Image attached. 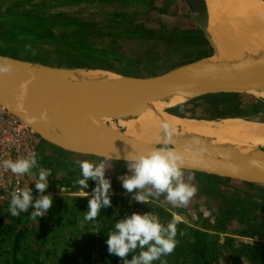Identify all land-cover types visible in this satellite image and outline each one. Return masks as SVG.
Listing matches in <instances>:
<instances>
[{
	"label": "water",
	"instance_id": "1",
	"mask_svg": "<svg viewBox=\"0 0 264 264\" xmlns=\"http://www.w3.org/2000/svg\"><path fill=\"white\" fill-rule=\"evenodd\" d=\"M177 1L213 46L212 54L147 76L54 66L0 54V105L30 127L41 142L68 153L124 162L128 153H148L168 141V146L183 154L184 171L264 186V147L220 141L180 124L171 126L162 116L188 118L169 110L212 94L264 97V48L256 53L244 50L235 57L230 55L232 44L223 45L222 56L216 55L217 41L201 1ZM246 39L238 41L243 44ZM173 99L176 102L171 104ZM150 108L161 123L156 139L145 141L129 134L122 123L141 118Z\"/></svg>",
	"mask_w": 264,
	"mask_h": 264
},
{
	"label": "rangeland",
	"instance_id": "2",
	"mask_svg": "<svg viewBox=\"0 0 264 264\" xmlns=\"http://www.w3.org/2000/svg\"><path fill=\"white\" fill-rule=\"evenodd\" d=\"M138 1L140 4H137ZM15 12H23V15L29 13L39 21L36 24L22 22V25L21 21L18 23L20 26H29L31 37L18 38L13 31L14 23L7 27L8 34L0 32V54L43 64L63 67H93L126 75L147 76L163 73L178 65L213 53V46L200 34L186 10L177 0H135V2L123 0H0V17L2 15L10 16ZM10 21L7 19L5 22ZM80 21H85L96 27H92L85 37H78L72 33H67L63 37L58 36L60 30L70 32L74 29L66 24ZM239 22L241 21L231 23L232 29L243 31L241 30L242 24ZM130 30L136 31V35L131 38L125 35L126 38H123L122 35ZM23 31L26 33L20 32L21 35L28 34L26 30ZM49 32H52L53 35ZM104 50H109V55L103 54ZM233 98L245 100V102L237 108L229 107V105L221 108L212 106L213 114L210 106L189 105L185 108V112L199 117H208L211 114L224 115L232 112L245 116V119L253 122L264 118V114L258 112L259 108L254 98L248 96ZM214 121L216 122V124L212 122L214 125L222 122L220 119ZM45 147L44 149L42 147L38 157L43 160V152L52 159L57 157L58 162L55 165L58 170L57 177L66 174L65 165L71 168L73 164L78 167L76 164L78 160H101L66 152L59 153L52 147L47 146L48 149ZM106 167V176L112 181V196L119 197L121 201L126 196L132 197L133 194L126 193L122 187L121 177L126 174L130 175L125 162L109 160ZM33 172L36 173L37 170H33ZM184 175L186 182L197 188L196 194L187 205L174 207L166 201L163 195L158 199H151L150 202L167 209L173 214V217L178 216L180 221L192 226H199L198 222L204 221L202 218L222 216L228 212L229 207L232 206L230 193H224L220 190L221 188H215L205 183L196 172L184 171ZM188 177L192 179L188 180ZM228 185L253 194L259 200H264V187L263 189L262 187L254 188L238 181H230ZM49 193L53 195V204L45 216L31 219L32 209L27 212L26 220H29L27 222L31 229V239L46 232V229H54L52 232L54 235L60 234L62 229L58 224L54 226L53 222L60 217L61 206L69 196L80 197V192L71 194L67 189L60 188L58 185H54ZM241 197L235 200L237 207L233 210L234 218L240 224L254 226L264 231V204L258 202V199L249 201V199ZM73 204L79 207L86 204V201ZM0 212L5 214L7 210L1 209ZM77 218L81 225L70 228V231L76 232L78 236V240H74L72 245L77 244L78 241V243H83V240H90V235L94 234L91 225H84V222L88 221L84 220L82 214H79ZM232 224V230L242 227L237 223ZM67 236L71 237L70 234ZM224 236L222 234L221 238ZM258 240L264 241V237H259ZM89 244H93V242L89 241ZM83 245L87 246L85 242ZM243 264L246 263L243 262Z\"/></svg>",
	"mask_w": 264,
	"mask_h": 264
},
{
	"label": "trees",
	"instance_id": "3",
	"mask_svg": "<svg viewBox=\"0 0 264 264\" xmlns=\"http://www.w3.org/2000/svg\"><path fill=\"white\" fill-rule=\"evenodd\" d=\"M123 1L133 2V0ZM23 14V12H15L10 16L2 15L0 17V32L8 34L9 30L7 27L14 23L13 31L17 34L18 38L31 37L32 33L29 32V26H20L18 23L21 21V24L22 22L36 24L39 20L29 13ZM7 19L11 21L5 22ZM58 19L57 21H59ZM72 23L73 24L69 23L66 25L74 27L73 30H70V32L60 30L58 31V36L63 37L67 33H72L78 37H85L92 27H96L85 21ZM23 30H26L28 34L21 35L20 32L26 33ZM49 33L53 35L52 32ZM136 33V31L130 30L122 36L126 38L125 35H128L127 37L131 38L135 36ZM104 51L103 54L109 55V50ZM239 95L240 94L226 93L212 94L196 100L208 97H236ZM186 106L187 104H184L170 109L169 113L194 119L215 120L221 117L226 118V116L222 114L212 115L214 113L212 106H210V108L212 110L211 116L213 117L193 116L185 112ZM227 117L245 116L233 113ZM41 145L43 149L45 146H48L52 147L56 152H65L45 141H43ZM56 158L52 159V157L43 152V160L39 159L38 161L40 167L51 169L52 172L48 177L50 185L46 193H49L54 185L67 189L68 193L71 194L81 192L79 187L75 184L76 179L80 176L79 167L73 164L74 167L72 165L71 168H68L65 165L66 174L57 177L56 173L58 174V170H56L55 165H57L56 162L58 161ZM196 174H198L205 183L215 188H221L220 190L224 191V193H230V204H232V206L229 207L230 209L228 212L222 216H208L206 219L202 218L204 221H199V226H192L180 221L177 225V246L170 255L164 256L161 259L165 261L166 264H243V262L246 264H264V241L258 240L259 237H264V231L254 226L240 224L233 216V210L237 207L235 205V200L242 198L241 196L244 197L243 199H249V201L258 198L241 189L229 186L228 182L234 181L232 179L199 172H196ZM245 184L254 188L262 187L263 189L264 187L263 185L253 183ZM89 185L88 191L91 193L92 188L96 185V181L90 180ZM89 199L90 196L85 198L69 196L59 210L60 217L53 222L54 226L58 224L60 229H62L60 234L54 235L52 234L54 229L45 228L46 232H43L41 235H36L32 239L30 236L31 229L27 222L28 219L26 220L27 212L20 213L17 216H12L9 210H7L5 214L0 212V264H123L121 258L108 253L106 244L107 232L113 228L118 219L133 212L145 213L150 211L152 214L157 215L163 224H167L173 218L171 212L154 202H149V204L137 203L129 196H126L123 198V201H121L119 197L112 196L111 206L101 209L100 215L95 221L84 222L85 226H92L94 234L90 235V240H83V243H78V241L77 244L72 245L74 240H78V236L76 232L70 231V228L81 225L77 216L79 214L85 216ZM85 201L86 204L80 205L79 207L73 204L74 202ZM258 202L264 204L263 199H258ZM232 223H237L242 227L237 230H232ZM54 226L52 227L54 228ZM68 234L71 235L70 238L67 236ZM222 234L225 235L224 238H221ZM89 241L93 242V244H89ZM84 242L87 246L83 245ZM128 259H131V253L128 255ZM155 264H161V262L156 261Z\"/></svg>",
	"mask_w": 264,
	"mask_h": 264
},
{
	"label": "clouds",
	"instance_id": "4",
	"mask_svg": "<svg viewBox=\"0 0 264 264\" xmlns=\"http://www.w3.org/2000/svg\"><path fill=\"white\" fill-rule=\"evenodd\" d=\"M166 132L169 125H163ZM169 140L171 133L168 132ZM120 158V157H119ZM110 157L97 160H78L80 176L75 184L81 190L80 197H89L84 220L95 221L101 209L112 204V181L106 176ZM38 153L0 161L5 170L16 176L36 175L35 189L39 196L34 197L31 187H16L11 192L9 212L12 216L29 212L31 219L41 218L48 213L53 204V195L46 193L50 183L48 177L51 169L40 167ZM130 175L121 177L122 187L126 193H132L131 199L137 203L149 204L151 199L165 196L174 207L187 205L196 194L195 185L186 182L184 175V156L175 148L168 146V141L148 153L130 154L124 157ZM33 170H37L36 173ZM188 177V180H191ZM96 181L91 193L89 181ZM178 216L163 224L157 215L150 212H133L117 220L107 232V251L123 260V264H155L161 258L170 255L177 246ZM96 232V231H94ZM131 253V259L128 255Z\"/></svg>",
	"mask_w": 264,
	"mask_h": 264
},
{
	"label": "bare ground",
	"instance_id": "5",
	"mask_svg": "<svg viewBox=\"0 0 264 264\" xmlns=\"http://www.w3.org/2000/svg\"><path fill=\"white\" fill-rule=\"evenodd\" d=\"M209 20V30L217 41L216 55L222 56L223 45L234 48L230 55L239 57L244 50L256 53L264 48V0H199ZM241 21L243 31L232 29L235 21ZM232 23V24H231ZM237 23V22H236ZM262 25V26H261ZM241 37L246 42L241 43ZM232 38V39H230ZM225 50V49H224ZM92 75H97L91 73ZM179 98V97H176ZM173 99L171 104H174ZM171 126L182 125L196 132L212 136L220 141L235 144L264 146V123L243 118H227L218 125L216 122L195 121L188 118H174L162 115ZM127 132L145 141H154L161 129V123L150 108L148 113L137 120L122 123ZM115 126L114 123H112Z\"/></svg>",
	"mask_w": 264,
	"mask_h": 264
},
{
	"label": "built area",
	"instance_id": "6",
	"mask_svg": "<svg viewBox=\"0 0 264 264\" xmlns=\"http://www.w3.org/2000/svg\"><path fill=\"white\" fill-rule=\"evenodd\" d=\"M41 144V139L30 127L0 105V161L15 160L32 151L39 156ZM36 178V175L18 177L5 170L0 163V210H9L11 192L16 187H31L34 197H38L34 181Z\"/></svg>",
	"mask_w": 264,
	"mask_h": 264
},
{
	"label": "crops",
	"instance_id": "7",
	"mask_svg": "<svg viewBox=\"0 0 264 264\" xmlns=\"http://www.w3.org/2000/svg\"><path fill=\"white\" fill-rule=\"evenodd\" d=\"M239 96H248V97L254 98L256 100L258 108H259L258 112H261L262 114H264V97L256 96L253 94H240ZM239 98H241V97H239ZM243 102H245V100L235 99L233 97H225V98L208 97V98H203V99H199V100H195V101L193 100V102H188L186 104H187V106H189V105H192V106H219L220 108L222 106L229 105V107L237 108V106H239ZM231 113L232 112L225 114L223 116H226V118H229L227 116H230L233 114V113L232 114ZM208 117H213V116H208ZM218 117H221V116H218ZM221 118H223V117H221ZM263 119L264 118H260V120H257V121H264Z\"/></svg>",
	"mask_w": 264,
	"mask_h": 264
},
{
	"label": "flooded vegetation",
	"instance_id": "8",
	"mask_svg": "<svg viewBox=\"0 0 264 264\" xmlns=\"http://www.w3.org/2000/svg\"><path fill=\"white\" fill-rule=\"evenodd\" d=\"M133 2H135V0H133ZM138 3L140 4L139 1L137 2V4H138ZM165 29H167V28H165ZM45 148H47V146H46ZM41 149H42V147H41ZM47 149H48V148H47ZM40 153H41V152L39 151V155H40Z\"/></svg>",
	"mask_w": 264,
	"mask_h": 264
}]
</instances>
